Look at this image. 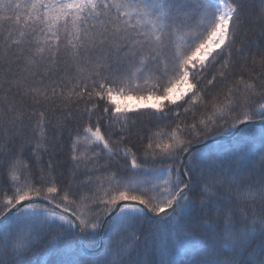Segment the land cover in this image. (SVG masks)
I'll return each instance as SVG.
<instances>
[{"label":"snow or ice","instance_id":"obj_1","mask_svg":"<svg viewBox=\"0 0 264 264\" xmlns=\"http://www.w3.org/2000/svg\"><path fill=\"white\" fill-rule=\"evenodd\" d=\"M0 264H264V0H0Z\"/></svg>","mask_w":264,"mask_h":264},{"label":"trees","instance_id":"obj_2","mask_svg":"<svg viewBox=\"0 0 264 264\" xmlns=\"http://www.w3.org/2000/svg\"><path fill=\"white\" fill-rule=\"evenodd\" d=\"M221 142H224V143H226L227 141H226V140H224V141H221Z\"/></svg>","mask_w":264,"mask_h":264}]
</instances>
